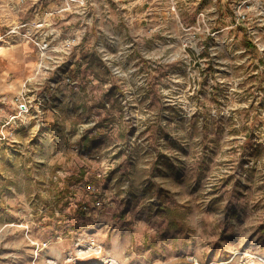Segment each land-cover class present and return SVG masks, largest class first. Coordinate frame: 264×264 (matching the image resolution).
Listing matches in <instances>:
<instances>
[{"label":"clouds","instance_id":"1","mask_svg":"<svg viewBox=\"0 0 264 264\" xmlns=\"http://www.w3.org/2000/svg\"><path fill=\"white\" fill-rule=\"evenodd\" d=\"M201 5L0 0V264H264V0Z\"/></svg>","mask_w":264,"mask_h":264},{"label":"rangeland","instance_id":"2","mask_svg":"<svg viewBox=\"0 0 264 264\" xmlns=\"http://www.w3.org/2000/svg\"><path fill=\"white\" fill-rule=\"evenodd\" d=\"M207 2H208V0H202V5L201 6H203V4L204 3H207ZM231 14H232L231 13V9H228L227 15H231ZM224 15H225V13L222 12L221 13V17L223 18ZM242 43H246V46H248L249 48H251V44L250 43H247V42H242ZM260 63L261 64H264V60H261ZM253 67H255V66H253ZM209 70H211V69H209ZM250 79L256 80L257 77H250ZM259 84H260V87L257 88V91H264V78H261L259 80ZM254 104H255V102H254ZM260 107L261 108H264V100L261 101ZM82 178H83V170H81V175L79 177L73 178V181L72 182H79V180H81ZM65 191H67V190H65ZM63 194L64 193L58 194L57 199H59L60 196L63 195Z\"/></svg>","mask_w":264,"mask_h":264}]
</instances>
